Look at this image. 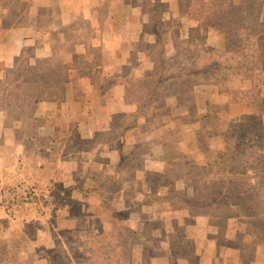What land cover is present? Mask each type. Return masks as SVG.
Wrapping results in <instances>:
<instances>
[{
  "label": "rangeland",
  "instance_id": "rangeland-1",
  "mask_svg": "<svg viewBox=\"0 0 264 264\" xmlns=\"http://www.w3.org/2000/svg\"><path fill=\"white\" fill-rule=\"evenodd\" d=\"M119 1L121 8L113 13L122 22L130 21L127 33L132 35V42L122 45L130 48V58L121 68L120 80L128 98L145 103L138 113H153L151 108L175 91L186 106L195 104L197 94L208 101V90L199 87L204 84L214 83L218 93L225 95L226 100L220 102L218 97L191 131H185L181 121H176L173 129L159 131L167 140L165 156L172 167L158 182L177 181L170 191L172 209L186 207L193 215L202 216L200 225H207L205 218L216 213L210 201L228 199L241 191L237 187L232 193L218 187V177L232 166L254 162L251 154L264 149V0ZM125 3L131 9H126ZM60 24L58 18L38 19V42L46 37L57 39L65 30ZM52 51L51 57L33 59L34 47L24 49L20 61L6 68V77L0 78V85H7L0 90L3 102L8 87L21 79L20 85L32 97L35 80L68 77L71 63L64 62L56 42ZM150 59L154 60L153 69ZM227 100L239 107H231L229 112ZM2 107L5 114L17 113L14 105ZM236 108L241 110L234 112ZM196 131L199 136L193 138ZM218 136L223 143L216 142ZM215 143L221 148H215ZM234 155L238 157L231 161ZM2 177L0 171V182ZM183 187L190 203L180 196ZM47 198L48 194L34 186L0 185V264H43L40 259L44 264H203L201 259L220 264H264V246L254 242L256 229L245 220L210 218L206 230L187 235L182 217L149 215V221L139 228L134 213L131 226L124 210L115 212L113 205L101 208L91 199L90 209L73 202L70 218L50 216L42 223L34 211L39 202L48 203ZM38 237L42 243L37 245ZM142 242L146 260L140 255Z\"/></svg>",
  "mask_w": 264,
  "mask_h": 264
},
{
  "label": "crops",
  "instance_id": "crops-1",
  "mask_svg": "<svg viewBox=\"0 0 264 264\" xmlns=\"http://www.w3.org/2000/svg\"><path fill=\"white\" fill-rule=\"evenodd\" d=\"M1 2L0 78L6 77V68L20 61L26 47H34L33 59L48 58L56 42L64 62L71 65L61 102L36 101L24 91L19 79L21 83L8 87L6 102L0 97V171L3 174L0 185H30L48 194V203L39 202L34 211L42 223L50 220V216H70L73 202L90 209L92 199L104 208L103 196L109 197L118 212L124 210L131 226L132 213L138 227L149 221V215L182 217L186 219L183 226L187 235L206 230L211 219L224 220L213 213L205 218L207 225H200L202 216L193 215L188 208L173 210L170 191L177 181L157 182L153 188L154 178H150L165 175L172 167L165 156L167 140L159 131L173 129L176 121L183 123L185 131H191V126L196 128L204 120L218 97L220 102L226 100L214 83L199 86L208 90V101L197 94L195 104L186 106L175 94L165 97L158 108H151L153 113H138L145 103L128 98L120 80L121 68L130 58V48L122 45L132 42V35L127 33L130 21L122 22L113 13L121 8L119 0ZM124 6L131 9L129 4ZM42 18H58L65 30L55 40L46 37L38 42L37 21ZM80 60L85 62L74 64ZM150 62L153 69L151 59ZM6 86L0 85V90ZM225 102L229 112L231 107L238 106V103ZM6 103L15 106L16 115L2 111ZM237 109L240 108L233 111ZM261 118L264 120V115ZM198 133L193 132V138ZM220 137L216 142L223 143ZM144 145L147 149L143 150ZM215 148L221 145L215 143ZM180 192L187 201L184 187ZM188 219L191 224L187 223ZM36 241L37 245L42 243L39 237ZM143 250L142 242V258ZM38 262L44 264V260Z\"/></svg>",
  "mask_w": 264,
  "mask_h": 264
},
{
  "label": "trees",
  "instance_id": "trees-1",
  "mask_svg": "<svg viewBox=\"0 0 264 264\" xmlns=\"http://www.w3.org/2000/svg\"><path fill=\"white\" fill-rule=\"evenodd\" d=\"M260 7L261 5H259L258 8ZM152 61L154 64L153 59ZM21 82H24L23 79H21ZM35 83L37 85L35 88L36 90L31 94L36 101L61 102L64 100L65 85L67 83L66 78L63 77L54 80L49 79L46 82H37L35 80ZM156 92L159 94L161 91ZM174 94H180V92L175 91ZM159 106H161V103L154 105L153 108H158ZM224 150H229L227 149V142ZM258 152L259 153L251 154L252 156H255L254 162L248 163L249 161H246V163L232 166L231 168L225 170L227 171L226 173L221 172L222 175L218 177V187H224L226 190H232V193L233 190H237L238 187L241 189L238 195H230L228 199H224L223 197L216 199L215 202H210L215 204L216 213L214 214L216 217H220L222 219L238 218L245 220L253 226L257 232L254 242L259 241L260 243L258 242V244L264 246V149L258 150ZM237 157L238 155H234L233 159L230 160L235 161ZM161 177H163V174H158V176L153 177V188L156 187V183L161 179ZM171 198L172 197H170V200ZM103 199V207H107L109 205L112 206L109 197L103 196ZM187 202L190 203L191 200ZM205 205L208 204L206 203ZM112 208L115 212H118L114 205ZM146 252L147 249L146 246H144L143 260H146Z\"/></svg>",
  "mask_w": 264,
  "mask_h": 264
}]
</instances>
